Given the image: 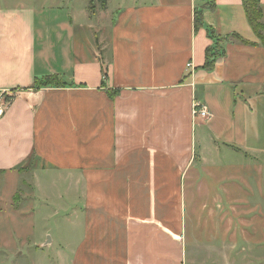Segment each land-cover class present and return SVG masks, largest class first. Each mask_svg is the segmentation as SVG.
Returning a JSON list of instances; mask_svg holds the SVG:
<instances>
[{
    "label": "crops",
    "instance_id": "crops-1",
    "mask_svg": "<svg viewBox=\"0 0 264 264\" xmlns=\"http://www.w3.org/2000/svg\"><path fill=\"white\" fill-rule=\"evenodd\" d=\"M100 2L112 16L107 35L94 23L96 0L69 8L0 5V91L12 96L0 118V173L37 159L41 171L81 179L83 223L72 264H188L183 219L192 169L225 167L206 159L221 148H263L246 119L264 101V45L242 0H215L202 27L195 12L207 0ZM208 28L254 45L228 44L215 70L205 71ZM106 42L107 68L98 53ZM48 76L65 87L33 88ZM244 83L262 87L249 98L253 107L234 93L224 101L214 95ZM195 103L208 120L194 119ZM222 103L229 104L224 113Z\"/></svg>",
    "mask_w": 264,
    "mask_h": 264
},
{
    "label": "rangeland",
    "instance_id": "rangeland-1",
    "mask_svg": "<svg viewBox=\"0 0 264 264\" xmlns=\"http://www.w3.org/2000/svg\"><path fill=\"white\" fill-rule=\"evenodd\" d=\"M79 1L0 0V5L69 8L76 7ZM98 1L93 9L94 23L106 29L102 32L107 35L111 12L102 13L101 0ZM226 38L224 47L244 44L233 35ZM99 51L107 68V42ZM224 86L214 95L223 96V101L231 93L239 99L243 96L245 102L241 105L247 107L251 105L249 98L259 96L253 93L262 88H248L245 83ZM262 92L264 97V89ZM256 105L246 123L250 122L258 131H253L255 136L262 135L264 140V101ZM219 106L224 113L229 104ZM246 152L221 148L217 156L206 155V159L225 167L193 168L187 178L183 222L188 264H264V142L261 153ZM31 162L34 163L0 173V264H72V244L81 236L83 182L79 177L70 182L67 173L41 171L46 166L37 159Z\"/></svg>",
    "mask_w": 264,
    "mask_h": 264
},
{
    "label": "trees",
    "instance_id": "trees-1",
    "mask_svg": "<svg viewBox=\"0 0 264 264\" xmlns=\"http://www.w3.org/2000/svg\"><path fill=\"white\" fill-rule=\"evenodd\" d=\"M207 1L208 2H206L204 6L198 8L195 12V24L197 27L204 26L203 10L206 8L214 10L216 8L215 0H211V3L209 2V0ZM242 1L248 23L256 37L264 45L263 9L260 0ZM208 36L212 40V44L206 50V61L203 69L208 72H213L215 70L217 61L221 58L226 57V49L224 47V44L228 40V38L216 35L215 31L211 28H208ZM233 36L235 37V39L242 41L246 45H254L242 39L241 36L237 34H233ZM65 85L66 83L62 81L60 77L48 76L42 79H37L33 88L38 90L47 87H65ZM108 93L110 97H115L118 92L109 91ZM31 163L33 164L34 162Z\"/></svg>",
    "mask_w": 264,
    "mask_h": 264
},
{
    "label": "built area",
    "instance_id": "built-area-1",
    "mask_svg": "<svg viewBox=\"0 0 264 264\" xmlns=\"http://www.w3.org/2000/svg\"><path fill=\"white\" fill-rule=\"evenodd\" d=\"M12 96L8 91H0V118L4 115L6 108L10 105ZM194 119L208 120L210 113L201 103H195L193 108Z\"/></svg>",
    "mask_w": 264,
    "mask_h": 264
}]
</instances>
